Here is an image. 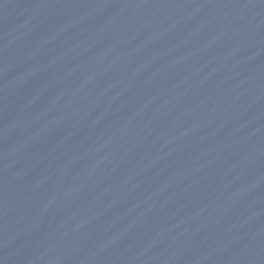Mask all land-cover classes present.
Wrapping results in <instances>:
<instances>
[{"label": "water", "instance_id": "obj_1", "mask_svg": "<svg viewBox=\"0 0 264 264\" xmlns=\"http://www.w3.org/2000/svg\"><path fill=\"white\" fill-rule=\"evenodd\" d=\"M0 264H264V0H0Z\"/></svg>", "mask_w": 264, "mask_h": 264}]
</instances>
